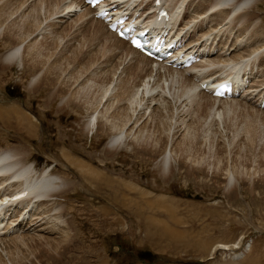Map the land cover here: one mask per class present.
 <instances>
[{
  "label": "rangeland",
  "instance_id": "obj_1",
  "mask_svg": "<svg viewBox=\"0 0 264 264\" xmlns=\"http://www.w3.org/2000/svg\"><path fill=\"white\" fill-rule=\"evenodd\" d=\"M36 1L38 0L25 1L26 6L28 5L27 7L33 14V3ZM258 1L259 7L253 9H256L259 17L254 16L248 21L240 19L236 22L235 28H232L229 53L221 56L212 55L213 59L218 60L217 66L221 71L232 69L230 64L235 60L232 62L231 59L236 53L244 52V56H247L253 51L250 47H253L254 44H264L261 43L264 42V0ZM0 2L1 5L4 0ZM21 2H14L13 6L16 7ZM60 2L62 4L64 1ZM25 4V8L21 7L20 10H28ZM30 5L32 6L30 7ZM11 7L12 5L9 6L10 9ZM34 10L36 12L38 9L34 8ZM186 11L189 15L200 16L196 13L194 3L188 5ZM58 12L48 16L50 12L42 10L43 20L35 25V32L23 43L26 47L23 55L24 62L22 61L21 66L18 63H13L8 65L7 69L0 67V152L13 149L15 159H21L24 158L23 151H28L30 162L33 165L35 163L33 174L43 171V168L48 170L49 167L51 168L49 170L55 173L62 183L68 184V187L73 186V191L59 196L56 201V205L61 207L59 208L61 211H58L62 212L60 220H55L56 218L53 217V221L52 216L50 217L49 213L45 212L47 200H30V209L26 213L25 219L17 220L16 226L8 227L7 231L0 235V264H17L20 261L26 264H43L37 260V257H41L38 254L39 247L33 249L30 245L37 241L39 244H46L47 241L53 239L62 240L66 234L62 229L66 228L71 230L72 234H79L78 240H72L76 243H79L80 240L82 242L75 255L89 264H224L232 260H236V264H264V118L260 121L257 119L259 129H256V135L252 134L255 127L253 124L247 126L248 120L245 113L248 110H244L241 105L243 104L254 111V107L259 111H264V107L258 108L244 95H241L238 96L241 98H234L236 102L231 100L235 102L232 105L234 114L231 112L229 117L226 114L224 122L219 117L215 119L209 115L202 126L196 131L193 130L191 135L194 140H191L193 143H191L192 156H194L192 161L187 160L186 165H180V153L172 152L175 158L172 156L173 172L169 177L164 176L160 167L163 156L161 153L155 156L143 153L139 156L132 146L123 145L115 155L111 156L106 153L111 136L107 133H98L99 122L95 124L89 134L82 133L83 126L90 118V110L86 106L67 105L62 108L70 94L66 95V99H64V95L61 97L52 95L56 99L50 103H48L47 97L51 91L57 92L62 83L65 85L67 81L71 83L74 81V85L71 87L72 91L79 87L81 82H87L94 86H90L92 87L91 91L86 92H96L100 98L102 91H97L98 86L96 85L101 83L99 80L104 74L112 72L111 67L118 63L117 59L122 56V52L119 57L105 63L109 50L108 54L106 53L103 57L107 47L97 41L94 43L97 47L94 48L95 50L92 49L94 54L98 53L95 54L92 61H97L94 62V67L91 61L87 64L88 60L85 58V62L84 60L78 61V59L71 60V67L67 66L66 68L68 61L63 58L67 55L70 58L82 39L83 34L74 36L82 19L70 33L64 35L61 30L71 28L74 20L72 22L69 17H64L63 12ZM19 14L20 12L15 13L7 23L11 24L17 21L22 24L26 16L21 20ZM216 18L220 19L222 16L219 13H212L207 15L205 20L206 22L210 19L214 21ZM235 20V17L232 16V22ZM246 22L247 24H245ZM95 25L96 23L89 25L90 29H94ZM5 27L6 25L3 24L0 31L1 36L4 35ZM2 37H0V56L9 47L13 48V45L6 43ZM100 47H104L105 51ZM247 48L250 50H246ZM61 52L63 58H59L62 55ZM257 52L261 53V50ZM263 54L264 52L259 59L264 63ZM57 59L64 60L58 65L59 74L62 73V75L55 77L54 85L50 89L44 80L46 81L45 78L51 71L56 70L54 67L51 68V65H54ZM127 59L130 60V57ZM127 59L116 68V72L112 76L114 80L111 79L112 86L107 92V99L112 98L108 100L114 101L115 105L118 103L115 94L121 88L122 76L125 77L127 74L123 69L131 63L127 64L129 61ZM35 60L43 70L36 82H33L35 78L33 74L35 72L38 74L39 70H35L29 65ZM65 60L66 63H64ZM114 60L117 62L114 63ZM39 61L40 63H38ZM84 63L86 64L84 65ZM97 63L103 67H97ZM87 65L89 67H85ZM81 67L84 71L80 69ZM72 69H76L75 74L80 75V82H75V79L70 80L73 74ZM253 71L257 74L255 83L259 89L264 90V65L258 72L254 66ZM154 72L155 69L152 70L150 79L153 78ZM130 82L128 85L132 89L129 86L128 89L133 92V87H135L133 78ZM71 89L68 91L69 93H72ZM146 96L148 97L149 94ZM168 97L172 101L170 94ZM124 100L126 102L123 104H127V102L130 104L129 99ZM123 101H119V103ZM163 101L162 99L152 100L150 107L158 102V105L164 110H169V103ZM95 103L98 105V102ZM236 103L239 104L236 106ZM141 104L142 107H140ZM146 105V101L143 100L137 106V110L145 111V117L140 123L147 119L149 126L152 122L151 131L155 132V136L160 134V131L157 132L156 125L162 124L161 131L164 132L162 134L169 132L170 135L166 147L168 152L174 148L175 140L179 141L187 130L190 116H187L189 114L183 110L182 113L185 111L184 114L187 117L181 116L179 119L175 115L173 118L170 113H167L163 120L159 118L157 120L154 118L157 116L152 118L153 113L150 112L153 111ZM189 106L186 105L184 109L190 108ZM220 106L222 103L217 102L216 108ZM103 107L104 101L99 104L98 108L103 110ZM260 115L262 116V114ZM184 117L186 121L182 120ZM250 117L252 121H255L254 117L251 115ZM98 121H101V117ZM250 134L255 135L256 138L251 137ZM194 146L195 148H193ZM197 147H202L201 151ZM15 149H20L22 154H18ZM196 153L206 157L202 155L204 162L195 159ZM74 161L79 166H73L71 163ZM230 173L235 176L231 185L225 179ZM3 177L0 175V182ZM14 182L11 181L10 184ZM73 182L74 184H71ZM15 184H12V187H17ZM228 188L231 190L229 194ZM18 212L19 207L10 206L7 215L15 218ZM36 217L38 218L37 223L35 220L29 222L31 218ZM73 218L75 221L73 220L69 225V221ZM171 227L174 231H177V228L179 232L185 230L186 238L181 235L184 232L173 234ZM16 235L22 237L11 241L10 239ZM161 238L164 239L161 240Z\"/></svg>",
  "mask_w": 264,
  "mask_h": 264
},
{
  "label": "bare ground",
  "instance_id": "obj_2",
  "mask_svg": "<svg viewBox=\"0 0 264 264\" xmlns=\"http://www.w3.org/2000/svg\"><path fill=\"white\" fill-rule=\"evenodd\" d=\"M16 1L21 2V0H16ZM16 1L15 0H4V2L0 5V31H1V28H3V24L6 25V27L4 28L5 29L4 35H2L3 37L1 36L2 33L0 34V37L4 38L6 43L13 45V48L9 47L8 50L0 56V67H1V69H7L8 65L13 64V63H18L19 65L23 64V62H24V58H23L24 49L26 47L23 45V43L25 42V40L28 37H30V35H32L33 32H35L34 31V29L36 27L35 25H37L39 22H41L43 20L42 16L44 14H42V10H44V11L46 10L47 12H50L48 16H51V14L57 13L58 11H60V12L66 11V13L69 14L72 10H74V8L79 7V6H81V8H82L83 6H85L84 7L85 10L78 15V18L74 19V23H72V27L71 28L68 27L69 29L63 28V30H61V32L64 35H67L68 33H70L72 28L75 25L77 26L78 22L81 21L80 19H82L85 16H87L88 14H90V11H91V8L88 7L85 4V1H83V0H38L35 3H33L34 4L33 7L38 9L35 12V10L33 8V11H34V14H33V13H31L32 11L29 10V8L27 7L28 5L26 6V4H25V1H27V0H23V2L18 3L16 5V7H14L13 3ZM60 1H62V2L64 1V2L61 4ZM172 1H173L172 3H168V0H166L168 5H170L172 7V9H170L171 19H172V21L170 22L171 27H175V25H176L177 20H175V19L176 18L178 19V10L183 9V7L186 9L187 3L189 1L191 2V4L192 3L195 4V10L198 13H200L201 15H204L209 11H210V14H212L215 11L214 13H219L222 16V18L226 19L229 17L230 13H232L233 11L239 9V12H237V14L235 16L236 20L234 21L233 25L230 28H228V25L225 28H223V26L225 24L222 22V18H220V19L216 18L214 21H213V19L208 20L207 23H209V24L207 25L208 27L206 28V26L204 25L206 17L198 19L196 17V15H193V14L192 15H184V20L181 23V26L179 27V33H181L183 35V37H185V38H187L189 36L191 37V40L188 39V42L185 44L187 46V50L185 51V55H189L190 53H193V52H195V53L200 52V53H202L201 61H200V63H195L194 65H191L189 67H179V68L167 66L161 62V63H159L160 66H162L166 70L164 72L165 77H162L163 76L162 73L161 74L160 73H154L156 77H153L152 79L149 78V75H151V68H152L153 64L148 57H145L144 55L139 53L125 39L118 37L114 32L110 31L106 27V25L103 21L95 18L94 16H92V17L87 16L88 19L87 18H85V19H87L88 21L84 20V21L80 22L78 24V27L75 30L76 32L74 33V36L75 35L77 36V34H83V35H82V37L80 36L82 38L81 42L79 43V45H77V48H75V51L73 50L74 54H72V56L70 58L68 57L69 55H67V56L65 55L66 57L63 58L62 52L60 53L62 55H60L59 58L62 57L63 59H66L68 61L66 68H67V66L71 67V63H72L71 60H73V59H78V61H82L86 58V60H88L86 62L87 64L90 63L89 61L92 62L94 60L95 54L97 53V52H95V54L93 53V51L95 50L94 48L97 47V45L94 43L97 41H100V42L102 41L103 45L107 47V50L103 54V57L107 53V51L110 50V52L108 51L109 54L107 53L108 59L105 58L107 60V61L105 60L106 61L105 63H107L108 60H113L111 58H115V56L118 55L117 49L121 50L122 48H125V52L123 53L124 55H122L121 60L118 61L117 64L113 65L114 67H111L112 72L110 71V74H104V76H102V78L99 77L100 78L99 82H101V83L97 82L98 85H96V86H98L97 91H102V93L98 92L101 95L100 98H99V95H96L97 94L96 92H94V93L86 92V91H91L90 89L92 87H90V86H94V85L87 84V82H81L80 86L72 91L71 87L74 85V81H72V83L69 81H67V82L64 81L67 84L63 85V83H62V85L58 89L59 92L57 91L58 93L56 91H53V92L51 91V94L47 97V101H48V103H50V102H53L54 99H56V98H53L52 95L56 96V97H59V96L61 97V95L62 96L64 95V99H66L65 98L66 95L70 94V96H68L69 98L65 100V102H64L65 105L62 108H65L67 105L86 106L88 108V110H90V114H89L90 118L85 123V126H83L84 129H83L82 133L83 134H86V133L89 134L91 132V130H93V127L95 126V124L97 122H99L98 127H100V128L98 129V133H104V134L107 133L109 136H111L110 140L107 144V147H106V153L111 155V156L115 155L118 152V150L123 147V145L132 146L135 153L136 152L139 153V156L143 155V153L144 154H150L151 156H153V155L155 156V155H158L160 153L163 154L161 162H160V167L162 169L164 176H168V177L173 172V170H172L173 169V164H172L173 161L171 160L172 156H173V154H172L173 151L176 154L180 153V159H181V160L179 159L180 165H186L187 160L192 161V159L194 157V156H192L193 153H192V149H191L192 148V145H191L192 141L191 140H193V136H191V135L193 133V130L196 131L200 126H202L203 122L207 119V117L209 115H211L212 118H215V119H217L219 117V119L222 120V122H224L226 114L229 117V115L231 116L230 113L234 110V108H232V105L236 101L235 102H233L231 100L221 101L219 98H216L214 96L212 97V94H209L205 88H202L200 86L201 82H203V81L206 82L207 84L205 87L207 89H210V88L218 85L219 82H221L225 79H230L233 82L234 90H235V88L236 89L242 88V93H248V96L252 95L253 89L251 87L253 85L249 84L250 74H248L246 77H244L243 73H240V71H241L240 67H239V69H234V70L231 69L228 72H224L222 74H219L218 76L214 77L215 79H211L212 78L211 74L213 73V71H211L209 74H207L206 72H203V71L210 64L214 63V61L210 58V56L213 55V52H214L213 50L215 48H216V51L218 48L219 50H223V52H226L229 49V47H226L224 45L228 41L229 36L231 34V31H232V28L236 25V22H238V20H240V19H243L244 21H248V20H251L254 16H258V13L255 11L256 9H253V8H257L258 3H259L258 0H203V1L197 0L196 2H195V0H172ZM128 3H129V5L136 4L138 6L141 2L137 1V0H129ZM24 4L28 8V10H26V9L20 10L21 7L25 8ZM11 5L13 8L11 7V9H10L9 6H11ZM31 6L32 5H30V7ZM17 12L18 13L20 12V14L18 16L21 17V20L24 16H26V18H24L25 20L23 21V23L21 24L20 22H17V21L11 23L12 25L7 23L9 18H12L14 16V14ZM60 12H58V13H60ZM36 13H37V15H36ZM28 20H30V21H28ZM85 21H87V23H89V24H83V22L85 23ZM91 21L96 22V25H95L96 27L94 29H90V27H89V25H92ZM72 22H73V20H72ZM229 23H230V20H228L227 24H229ZM245 24H247V22ZM197 27L201 31V34L198 36H195V32H196ZM67 29H68V31H67ZM57 33H59V32L57 31ZM207 33H209V35L205 36V34H207ZM64 35H62V36H64ZM223 35L225 37H223ZM78 39H80V38H78ZM261 43H264V42H261ZM97 44L99 45V43H97ZM106 47H105V49H106ZM29 48H28V50H29ZM101 48L102 47H100V49ZM250 48H252L251 51L255 50V49H256V51L261 50V53H259L256 56L257 66L259 68H261L264 65V63L262 62V60L259 59V57H260V55L262 56V53H263L262 49L264 48V44H261V45L260 44L259 45L254 44L253 47H250ZM250 48H247L246 50H250ZM92 49H94V50H92ZM40 50H42V49H40ZM102 50H104V47L102 48ZM64 51H63V53H64ZM38 52H39V48H38ZM243 53L244 52H242V54ZM242 54L236 53L234 59H236V57H237V59H238V57L239 58L245 57L244 54H243V56H242ZM37 55H39V54H37ZM37 55H36V57H37ZM51 55H53V54H51ZM123 56H125V58H123ZM129 56H130V60H133V62L130 65H127L128 64V62H127V64H126L127 66H125V69L122 68L123 71L125 70L127 72V74L125 77L122 76L123 82L121 83L120 90L118 92L115 91L116 92L115 97L117 98V101H118V103L115 105L114 101L108 100V99H112V98L107 99V95H108L107 92L109 91V89L112 86L111 83H113V82H111V79L114 78L112 76H113V73L116 72V68H118L122 64V61L126 60ZM40 57H42V55ZM49 58H51V57H49ZM63 59H57L55 61L54 65H51V68L54 67L56 70L51 71L49 76H47L45 78L46 81L44 80V82L47 84L48 88H50V89L54 85L53 81H54L55 77H60L62 75V73L59 74L60 68L58 69V65L61 64L62 61H64ZM246 59L248 60L249 58H246ZM66 60L64 63H66ZM127 60H129V59H127ZM224 60H222V61H224ZM141 61H142V63H140ZM231 61H232V59H231ZM84 62H85V60H84ZM94 62H97V61H94ZM94 62H92L93 67H94ZM116 62L114 60V63H116ZM38 63H40V61ZM86 63H84V65ZM99 63H97V65ZM97 65H95V66H97ZM123 65H125V64H123ZM39 66H38L36 60L34 63L29 65V67H32L35 70H39V71H37L38 74H36V72L33 74L35 77L33 82H36V80L39 77V74L43 70ZM99 66L100 65H98L97 67H99ZM104 66H106V65H104ZM85 67H89V65H87ZM100 67H103V66H100ZM83 68H84V66H83ZM83 68L81 67L80 69L83 70ZM90 68H91V66H90ZM111 68H109V69L111 70ZM75 70H73V72H72L73 74H75L77 72ZM158 71L160 72V70H158ZM78 72H79V70H78ZM102 72H104V71H102ZM105 73H106V70H105ZM194 73H199V75H198L199 78L196 81L192 80V78H191ZM53 74H54V77H52ZM73 74H72V76H71L72 78L70 80L75 79V82H80V75L79 74L73 75ZM179 74H181V76ZM48 77H49V79H48ZM132 78H133V86L135 84V87H133V92L131 90L132 87L129 86ZM163 78L166 80L165 82L162 81ZM246 81H247V83L245 85ZM176 82H178V83H176ZM119 83H120V80H119ZM164 85H165V87H164ZM128 86L131 88L130 90L128 89L129 88ZM157 86H159V87L161 86V89L156 90ZM118 87H120V86H118ZM257 88H258V86H257ZM70 89H71L72 93L68 92ZM154 89L156 90V92H154L155 91ZM114 90H116V89H114ZM111 91H113V90L111 89ZM168 93L172 96V98H171L172 101L169 99ZM146 94H149V96L147 97ZM115 97H114V99H116ZM197 97H199V98H197ZM259 98L262 99V100H260L261 102L264 101V92H263V94L259 95ZM124 99H127V100L129 99L130 104H128L129 102H127V104H123L126 102ZM158 99H162V101L164 100L163 102L169 103V106H170L169 110L165 109L166 110V112H165L163 107L158 105L159 101L156 102L157 104L151 105L153 108L150 107L152 100L157 101ZM143 100H145L147 103L146 107H150L152 109L151 111H153V112H150L151 114L153 113L151 115L152 118L154 116H157V117H154V118H157V120H158V118L160 120H163V118L165 117V114H167V113H170L173 118H175V115H176L180 119L181 116H186V114H184V113H185V111H187V114H189L187 116H190V119H189L190 122L187 123V130L182 134V138H180L179 141H178V139L175 140L174 148L169 150L168 152L166 151V149H167L166 147L168 145L167 142L169 141L170 135H169V132L166 134H162V133H164L161 131L162 124H158V126L156 125V127L158 128V130L157 129L156 130H157V132L160 131V134L158 136H155V132L151 131L152 130V128H151L152 122L151 121H150L151 123L149 124V126H148L149 120H147V119L144 120L142 123H140L141 120L145 117L144 116L145 111L141 112V111L137 110V106H138V104L140 105V103H142ZM103 101H104L103 110L102 109L99 110L98 106ZM119 101H123V102L119 103ZM95 102H98V105H96ZM217 102L222 103V106L216 108ZM153 103H154V101H153ZM237 104H239V103H236V106H237ZM186 105L187 106L190 105L189 106L190 108L187 107L188 109H184V107ZM191 106H192V108H191ZM241 106L243 107L244 110L249 111V112L247 111L245 113L246 114L245 116L248 120L247 126L250 124H253L254 125L253 127H255V129L252 132V134H255L256 129L258 128L257 122H259L260 119L262 120L264 118L263 117L264 111H259V109L256 110V107H254L255 108V111H254L253 109H251V108L249 109L247 106H245L243 104ZM140 107H142V104ZM183 110H185L184 113H182ZM208 110L210 111L209 112L210 114L208 113ZM235 111H238V110H235ZM232 113L234 114V112H232ZM242 114H244V113H242ZM260 114H262V116ZM250 115L255 118V121H252L250 119L251 118ZM100 117H101V121H98ZM254 118H253V120H254ZM257 119H259V121H257ZM182 120H185V117ZM177 121H178V119L176 120V122ZM245 130H246V128H245ZM168 131H169V128H168ZM242 131H244V130H242ZM237 132L240 133V131H237ZM257 133H258V131H257ZM255 135H251V137L256 138ZM249 139H250V137H249ZM252 140L253 139L251 138V141ZM225 145L227 146V144H224V146ZM193 148H195V146ZM201 148H198V149H200L199 151H201ZM15 151H17L18 154H22V151L20 149H18V150L15 149ZM23 154H24V158L15 159L13 149H10V150L7 149V150L0 152V171L9 174L8 176L3 178V181L1 183H4L5 181H7V179L9 177H13V178H15L14 183L17 184V187L14 188V187H12V184H14V183H12L10 185L12 187V190L9 189L5 192H0V195H2V193H3V195L7 194V193L12 195L17 189L25 186V188H27V190H29V193H28V194H30L29 196H33V197L38 198V199L47 200V202H46L47 203V206H46L47 209L45 210V212L47 211L49 213V216L50 217L52 216V218H51L52 220H53V217L56 218L55 220L59 219L62 216L61 215L62 212H58V211H61L59 209L61 207H58L56 205V201H57L59 196L66 195V193L73 191V186L68 187V184L66 185V184L62 183L59 180V177L57 175H55V173H53L49 170V169H51L49 167H48L49 171L47 170V168H43L44 169L43 171L39 172L38 174L32 175L31 171L34 169V165L30 162L31 161L30 155L28 154V151H23ZM202 155L199 156L196 153L195 159L201 160V161L203 160V162H204L203 158L205 156L203 155L204 157L202 158ZM221 157L219 158L220 160H221ZM174 160L176 161V159H174ZM183 160H185V161H183ZM218 163H220V161ZM71 164L75 167L79 166L76 161H74ZM234 177H235L234 174L230 173L228 175V177L225 178L226 182L229 185L233 184L232 179ZM71 184H74V182ZM227 192H228V194L231 192L230 188L227 189ZM5 198H7V196ZM28 202H29V199L27 197H25L23 199L20 198V200L15 199V198H9L8 204L20 203V206H21L20 210H19L20 214L25 215V212H27L29 210L30 204H28ZM1 205H3V204H1ZM1 205H0V207H1ZM1 220L3 221L4 219L0 218V229L4 228L5 226H9L10 223L4 224V222H1ZM32 220H35V223L38 222L37 217L31 218L29 220V222H31ZM73 220H74V218L72 220H70L68 224L71 225L70 223ZM58 224H60V223L58 222ZM58 224H57V226H59ZM73 224H74V222H73ZM175 228H177V227H175ZM171 229H172V233L176 234V235L184 232L181 235L184 238H186L187 232L185 230H183L182 232L181 231L179 232V230L177 228L176 229L178 231L177 232V231H174V229L172 227H171ZM62 231L66 232V234L64 235L62 240L56 241L55 239H53V240L47 241L46 244H42V243L39 244V241H37L36 243H34V244L32 243L30 245V247H32L33 249H38L37 247H39V253L38 254L41 257L40 258L37 257L38 258L37 260L41 261L43 264H89V262H84L80 259L79 256L75 255V252L79 249V247L81 246L80 243H82V242L80 240L79 243H76V242H72V240H74V239L78 240L79 234H77V233L72 234V233H70L71 230H68L67 228L64 230L62 229ZM170 232H168V233H170ZM160 236H161V234H160ZM21 237L16 235V237L14 236V238L11 237L12 239H10V238H7V239H10L11 241H16V239H19ZM46 239H48V238H46ZM163 239L161 238V240H163ZM10 240H1V241H10ZM51 241H54V242H51ZM16 246H17V244H16ZM34 246H36V247H34ZM235 261L236 260H232V261H229V262L224 263V264H236L237 262H235ZM17 264H26V263L20 261Z\"/></svg>",
  "mask_w": 264,
  "mask_h": 264
},
{
  "label": "snow or ice",
  "instance_id": "obj_3",
  "mask_svg": "<svg viewBox=\"0 0 264 264\" xmlns=\"http://www.w3.org/2000/svg\"><path fill=\"white\" fill-rule=\"evenodd\" d=\"M90 2H94V3H100V0H90ZM100 15H105V13H101ZM137 47H140V45L137 43L136 44ZM219 94V93H218Z\"/></svg>",
  "mask_w": 264,
  "mask_h": 264
}]
</instances>
